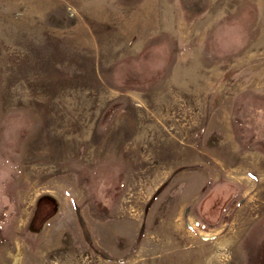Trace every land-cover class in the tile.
Returning <instances> with one entry per match:
<instances>
[{
    "label": "rangeland",
    "instance_id": "rangeland-1",
    "mask_svg": "<svg viewBox=\"0 0 264 264\" xmlns=\"http://www.w3.org/2000/svg\"><path fill=\"white\" fill-rule=\"evenodd\" d=\"M0 264H264V0H0Z\"/></svg>",
    "mask_w": 264,
    "mask_h": 264
}]
</instances>
